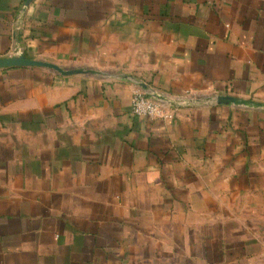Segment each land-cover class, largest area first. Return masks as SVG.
Listing matches in <instances>:
<instances>
[{"label": "crops", "instance_id": "crops-1", "mask_svg": "<svg viewBox=\"0 0 264 264\" xmlns=\"http://www.w3.org/2000/svg\"><path fill=\"white\" fill-rule=\"evenodd\" d=\"M17 53L83 72L0 68V264H264V0H0Z\"/></svg>", "mask_w": 264, "mask_h": 264}, {"label": "water", "instance_id": "water-1", "mask_svg": "<svg viewBox=\"0 0 264 264\" xmlns=\"http://www.w3.org/2000/svg\"><path fill=\"white\" fill-rule=\"evenodd\" d=\"M14 66L44 67V68L56 70V71H58L64 75L83 72L79 69L64 70L61 67H59L58 65L51 63V62H47V61H43V60H37V59H29L23 53H17L15 55L10 56V57L0 58V68L14 67ZM156 97H158V96H156ZM216 100L218 103H233L236 105H249V106H258V107L264 106L263 103H258V102L240 99L237 97H232V96H227V95H219L216 98Z\"/></svg>", "mask_w": 264, "mask_h": 264}, {"label": "built area", "instance_id": "built-area-1", "mask_svg": "<svg viewBox=\"0 0 264 264\" xmlns=\"http://www.w3.org/2000/svg\"><path fill=\"white\" fill-rule=\"evenodd\" d=\"M131 113L134 116H143L151 119L168 120L173 116L161 99L142 90L136 91L133 95Z\"/></svg>", "mask_w": 264, "mask_h": 264}]
</instances>
